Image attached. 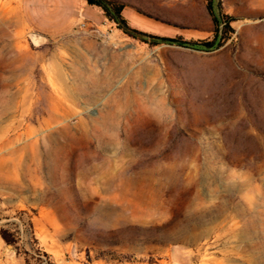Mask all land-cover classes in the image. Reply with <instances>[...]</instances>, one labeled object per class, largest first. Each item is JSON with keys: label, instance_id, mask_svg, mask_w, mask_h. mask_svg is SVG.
Wrapping results in <instances>:
<instances>
[{"label": "rangeland", "instance_id": "1", "mask_svg": "<svg viewBox=\"0 0 264 264\" xmlns=\"http://www.w3.org/2000/svg\"><path fill=\"white\" fill-rule=\"evenodd\" d=\"M103 1L222 44L0 0V264H264V0Z\"/></svg>", "mask_w": 264, "mask_h": 264}, {"label": "crops", "instance_id": "2", "mask_svg": "<svg viewBox=\"0 0 264 264\" xmlns=\"http://www.w3.org/2000/svg\"><path fill=\"white\" fill-rule=\"evenodd\" d=\"M28 27L44 37L64 35L79 24L102 16L86 0H22Z\"/></svg>", "mask_w": 264, "mask_h": 264}, {"label": "trees", "instance_id": "3", "mask_svg": "<svg viewBox=\"0 0 264 264\" xmlns=\"http://www.w3.org/2000/svg\"><path fill=\"white\" fill-rule=\"evenodd\" d=\"M86 1L91 6L96 5V6L101 7L106 12V15L112 17L115 21H117L119 23L120 27H122L127 33L129 32V33L135 35L136 37L142 36L143 38L153 39L155 43H160V42L175 43V44H179L183 47L195 48V49H200V50H213V49H216L217 47L221 46V44H222L221 43V35H217L215 37V39L211 42L195 43V42L183 41L182 39H177V38L152 37V36L146 35L144 33L137 32V31L132 32L128 28L127 21L122 15V11H123L122 6L121 7L120 6H112L110 3H108L107 1H103V0H86ZM210 10L213 13L212 7H210ZM214 20H215L217 27H219L221 24V21L219 20V18L217 16H215ZM29 222H30L29 225L31 226V228H33L31 218L29 219ZM1 236L7 245H12V246L17 245L18 239L15 237V235H10V234L5 233L4 231H1ZM45 256L48 259L50 258L48 255H45ZM27 264H28V262H27Z\"/></svg>", "mask_w": 264, "mask_h": 264}, {"label": "water", "instance_id": "4", "mask_svg": "<svg viewBox=\"0 0 264 264\" xmlns=\"http://www.w3.org/2000/svg\"><path fill=\"white\" fill-rule=\"evenodd\" d=\"M30 39L34 44H38L41 40V37L36 34H30Z\"/></svg>", "mask_w": 264, "mask_h": 264}]
</instances>
